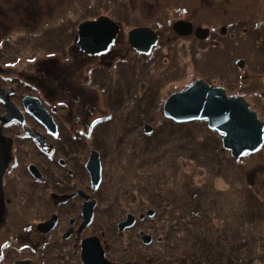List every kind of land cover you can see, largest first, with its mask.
I'll use <instances>...</instances> for the list:
<instances>
[{"label": "rangeland", "instance_id": "374dc122", "mask_svg": "<svg viewBox=\"0 0 264 264\" xmlns=\"http://www.w3.org/2000/svg\"><path fill=\"white\" fill-rule=\"evenodd\" d=\"M258 1L264 4V0ZM4 2L0 0V84L11 86L14 80L24 81L28 69L34 70L33 65L48 56H55L59 63L68 62L69 54L72 60L80 59L78 50H73L76 42L68 24L64 26L63 21H54L55 35L42 45L34 43L33 39L41 34L33 33L35 28L29 32L11 26L16 25V21L20 25L16 20L18 11L11 8L10 14H6L3 11L8 4ZM201 3H208L209 7L203 4L204 9L212 13L215 7L212 5L218 0L196 2L197 5ZM177 6V12L182 13V8ZM261 7L255 12L259 14ZM28 9L32 14L31 7ZM173 15V19L167 21L169 25L175 22L177 16ZM19 19L22 24L21 14ZM256 19L260 25L258 29L247 22H239L237 31L226 26L229 39L223 40L217 55L208 45L218 36L217 29L224 20L203 15L197 24L215 34L205 42L162 31L163 44L148 57L131 51L127 36H119L108 50L107 59L115 58L111 67L91 61L87 69L81 70L80 76H88L90 80L82 78V82L88 83L86 89L98 94L99 112H85V125L92 145L103 147L105 170L100 193L104 203L99 208L96 224L89 229L102 237L108 260L120 264L121 257L133 254L141 264H183L179 263L181 259L192 264L190 260L196 258L190 254L197 251L204 256L201 264L207 260L212 261L209 264H264V145L256 153L233 160L222 148V135L208 129L205 121L177 124L166 119L162 109L169 94L185 88L196 78L208 86L223 88L226 93L229 92L227 82L232 79L231 93H236L241 83L252 87L245 93L246 99L264 121V95L261 93H264V16ZM10 20L13 24L7 25ZM115 20L126 29L150 22L134 18L132 13L123 17L115 15ZM236 21L227 23L234 26ZM151 25L166 28L165 23L157 21ZM244 27L248 28L240 31ZM194 43L204 48L194 51ZM237 59L244 61V68L239 69L233 63ZM80 60L82 63L78 67L86 68L83 60L88 59ZM11 75L17 78L3 81L5 76ZM240 77L245 78L239 80ZM78 79L75 75L70 83L75 86ZM19 90L22 92L21 87ZM69 90L77 92L73 88ZM115 90H119L118 94ZM70 94L61 92L55 96V122L61 126L68 119L66 113L65 118H60L64 112L60 107L63 105L58 103L67 101ZM71 118L75 119L74 115ZM70 121L72 123L73 119ZM145 125L151 126L150 134L144 132ZM72 139L81 140V136L72 135ZM78 161H83L82 157ZM47 170L54 175L51 179L46 173L53 184L55 168L48 166ZM73 171L77 178L83 177L76 184L85 187V177L79 166L74 165ZM29 177L24 175L13 180L20 194L25 190L24 182L27 190L29 184L34 185ZM88 189L90 191L89 185ZM51 191L44 190L40 200L28 194L21 199L24 200L22 215L10 221L12 226L6 235L9 244L4 249L9 255L6 262L11 261L15 253L21 255L16 250L25 247L27 257H33L34 264H81L78 255L72 252L62 257V247L56 243L61 238H55V232L35 233L36 224L46 221L55 212ZM111 201H114L113 207L106 208ZM147 208L155 210V217L139 223L138 228L151 234L153 242L144 245L139 236L133 239L135 231L119 238L116 222L126 213L138 216ZM197 238H201V246ZM150 258L153 261L148 263Z\"/></svg>", "mask_w": 264, "mask_h": 264}, {"label": "flooded vegetation", "instance_id": "af4514ba", "mask_svg": "<svg viewBox=\"0 0 264 264\" xmlns=\"http://www.w3.org/2000/svg\"><path fill=\"white\" fill-rule=\"evenodd\" d=\"M196 2L197 0H90V2L88 0H5L3 4H8V6H4L5 9L3 12L10 14L9 11H11V8L18 11L16 20H19L20 25H17L16 21V25L11 26L16 27L17 30L25 29L29 30V32H32V29L35 28L36 30L33 31V33L41 35L34 38L33 42L36 43L37 41L40 45L45 43L52 34L55 35L53 30L54 21L55 23L63 21L64 26L68 24V30H70V34L74 36V40L76 42L78 27L82 22L94 21L101 16L109 17L114 20L118 26L113 45L110 48H112L118 41L117 37L124 35L128 37V32L134 28L146 27L154 30V32L159 36V41L162 40V31L168 32L169 30V32L176 35L172 28L173 23L171 25L167 23V21L173 19V16H175L173 14H176L177 16L174 17L176 18L175 21L182 20L191 23L192 31L186 37H192L194 38L192 40L196 39V42L202 43L205 42L206 39L200 40L194 34L195 29L200 26L196 21L203 17V15L209 16L216 20H224V23L217 29L219 32L218 36H215L212 30H210L208 36V38L212 35L215 36L208 46L214 50L216 55L222 47L223 40L228 38V27L226 26L231 27L232 31H237L239 30V22H247L249 26L253 28L256 27L258 29L260 28V25L256 18L259 15L264 16V4L258 0H218V3L212 5L215 6L212 8V13L209 12L210 10L208 8L204 9L205 7L203 4L206 5V7H209L208 3H201L200 5H197ZM177 5L182 8V13L180 11L177 12V10H179L177 9ZM28 7H31L32 14H30V9H28ZM258 7H261V12L259 14L255 12ZM1 13L2 12H0V14ZM130 13L133 14L134 18H138L143 21H150L149 24H136L126 29L127 27L124 25L122 26L115 20V15L123 17L124 15H128ZM20 14L21 20L23 21L22 24L19 19ZM80 17L81 19L79 20ZM8 18H10V16ZM12 20H14V18ZM76 20L78 21L76 22ZM233 20H237L234 26L228 24ZM153 21L161 22V24L165 23L166 28H155L151 25V22ZM6 24L10 25L13 23L10 20ZM247 28L248 27H244L240 29V31L243 29L245 31ZM27 35L29 34L27 33ZM163 42L160 44L162 45ZM74 45V48L76 47L73 49L74 52L75 50H78L81 54L78 57L82 60L84 58L88 59L83 60L87 63L86 68L78 67L82 61L78 58H76V60H72L73 58H70V54L68 62H60L62 65L57 59H55V56H48L35 63L33 65L34 70L28 69L27 73L24 75V81H20L19 79L14 80L17 76L11 75L5 76L3 81L14 80V85L4 86L3 84H0V95L6 92L5 98L13 105V112L16 116H18V119H7L5 117V99L0 96V264H34V258L27 257V251L24 250L25 247H22L23 249L19 248V250H16L20 252L21 255L15 253L14 257L12 256L11 261L6 262L9 258V255L4 250L6 245H9L6 235L7 231L10 230L9 226H12L10 221L13 220L15 216L22 215L21 208L24 200L21 199H23V196L28 194L31 197L36 196L38 200H40L44 190L47 191L48 189L52 190L50 192V197L55 205V212L50 215V218L55 215V226L49 231L43 232L41 231L42 224L40 223V226L39 224H36L35 233L41 232L45 235L55 232V238H61V240H56V243L62 247V257H65L64 253L67 254L72 252L74 255H78V259L81 264H83L81 260V248L83 241L92 236H96L100 241L106 257V251L101 241L102 237L96 233H91L89 229V227L93 224H96V218L99 216V208L104 203L100 193L102 191L105 170L103 162L104 151L102 145H92L93 142L91 138L88 139L89 137L86 135L87 125H85V112H99L97 107L100 106V103L97 105V92L86 89L88 87H86V84L88 83L82 82V78H85L83 81H86L88 76H80V72L83 69H87L93 62H97L103 67H111L115 58L113 59L109 57L107 59L109 51L103 55L89 56L84 54L83 51L79 49L77 42ZM193 47L195 51L196 49L203 47V45L197 46L194 43ZM128 48L133 51L132 47L128 46ZM206 50L203 51V53H205ZM124 57L125 55H123V58ZM237 60L233 63H236ZM104 62L108 65L104 64ZM243 64L242 68L245 66L244 61ZM75 75H77L79 79L77 81L78 84L73 86L70 83V80ZM241 78L244 79L245 77H240L239 80ZM64 80H68V82L65 84L63 83ZM231 82L232 79L227 82V89L229 88V92L226 93V95L228 97L239 96L247 100L245 93H248L249 89H252V87H248L244 83H241L239 84L241 87L238 88V91L236 93H231ZM19 87L22 88V92L19 90ZM70 88H73L77 92H71L69 90ZM118 91L119 90H115L114 93L118 94ZM61 92L67 94L71 93L68 96L67 101L58 103L59 105H63L60 107L64 112L62 116L60 115V118H65V113L67 114L66 119H68V121L66 124L63 123V126L55 122V96L60 95ZM261 93L264 95L263 92ZM113 96L115 95L113 94ZM71 97L76 100L72 99L69 101V98ZM28 98L37 99V102L35 100H29ZM68 102H74L77 104L79 106V110L78 108H75L74 110L73 108H67ZM247 102L249 103L248 100ZM88 103L90 104V107H88ZM27 106L28 108L35 107L44 110V112L39 115L45 121L49 119V124H44L41 120L35 117L32 112L28 111ZM80 111L83 112V114L79 115L78 113ZM73 114H75V119L71 118ZM47 115L49 116L48 118H46ZM70 119H73L72 123H70ZM72 135H80L81 140H73ZM90 147L91 150L88 151ZM93 152H96V156L98 157L101 167V180L96 188L92 186L90 173L86 166ZM81 157L83 161L79 162L78 160ZM74 165L79 166L82 170L86 181V184H84L85 187H80L76 184L82 180L83 177H76L75 172L73 171ZM48 166L55 168L56 174L55 182L53 184H51L47 179L48 177L46 173L50 175L51 179H54V175L47 170ZM35 174L40 175V177L37 178ZM24 175H29L30 181L34 183V185L29 184L28 188L30 189L27 190V183L24 182L25 190L23 194H20L21 190L13 180L21 176L23 177ZM88 185L90 187V191L88 189ZM36 186L39 188L35 189ZM105 198H108V196L106 195ZM92 201H95L93 216L90 223H87L82 213V209L84 203ZM110 204L111 206H109ZM109 205H106V208L111 209L114 205V201H111ZM148 209L149 208H147L144 212H141L138 216L134 213H126L123 219L116 222L115 225L117 228V224L125 220L127 214H131L135 218V222L132 227L125 229L122 232L118 231V237L120 238L124 234L126 235L135 231L136 236L133 235L132 238L136 239L138 236L140 238L139 231H141V229L138 228V224L144 222L146 219H152L155 217V210L152 208L150 209L154 211L153 216H147ZM71 212L74 213L73 216L71 215ZM44 235L41 236L43 237ZM8 252L12 255L11 249H9ZM196 254L197 251L196 253L194 252L190 254V256L196 258L194 260H190V263L201 264L197 259L198 254ZM152 261L153 259L150 258L148 263H151ZM181 262L183 264H187L186 260L181 259L179 263ZM211 262L212 261L207 260L206 263L203 264H209ZM115 263L118 264V262ZM119 263L141 264L137 255L133 254L131 256L124 255L121 257ZM224 264H228V262Z\"/></svg>", "mask_w": 264, "mask_h": 264}, {"label": "water", "instance_id": "95a60500", "mask_svg": "<svg viewBox=\"0 0 264 264\" xmlns=\"http://www.w3.org/2000/svg\"><path fill=\"white\" fill-rule=\"evenodd\" d=\"M172 28L179 36H187L192 31L191 23L182 20L174 22ZM117 29V24L105 16L94 21L82 22L78 27L77 35L79 49L84 54L92 56L105 54L114 42ZM194 34L199 39H205L209 35V30L197 27ZM157 41V34L150 28H134L128 32V43L137 53L146 55L151 53ZM236 64L239 68L244 65L243 60H238ZM5 93L0 95L5 99V117L18 119L13 112V105L5 98ZM27 109L44 124H49V119L45 121L39 115L44 110L35 107L28 108V106ZM162 109L164 117L175 123L205 121L208 129L222 134L223 149L229 151L230 156L236 161L246 154L259 151L264 144V122L259 120L257 113L250 109L249 104L242 97H228L223 88L208 86L202 80H195L187 88L171 93L164 100ZM48 117L47 115L46 118ZM144 132L150 134L151 126L145 125ZM86 166L91 175L92 186L96 188L101 179L100 163L96 152L92 153ZM35 176L40 177L38 174ZM94 204L95 201L84 203L82 213L87 223L92 220ZM153 213L152 209L147 210L148 216L152 217ZM134 222V216L127 214L126 219L118 223L117 229L122 232L132 227ZM54 226L55 215L41 225V230L49 231ZM139 235L143 244L149 245L152 242L151 235L143 231H139ZM104 255L96 236L83 241L81 248L83 264H116L107 260Z\"/></svg>", "mask_w": 264, "mask_h": 264}, {"label": "bare ground", "instance_id": "6f19581e", "mask_svg": "<svg viewBox=\"0 0 264 264\" xmlns=\"http://www.w3.org/2000/svg\"><path fill=\"white\" fill-rule=\"evenodd\" d=\"M152 54V52L151 53H149V55H151ZM68 104V106H67V108H70V109H72L73 108V110L75 109V108H78V110H79V106L77 105V104H75L74 102L73 103H67ZM73 115H75V114H73ZM90 116H92V115H90ZM89 116V117H90ZM88 117V118H89Z\"/></svg>", "mask_w": 264, "mask_h": 264}, {"label": "trees", "instance_id": "16d2710c", "mask_svg": "<svg viewBox=\"0 0 264 264\" xmlns=\"http://www.w3.org/2000/svg\"><path fill=\"white\" fill-rule=\"evenodd\" d=\"M197 242H200L199 244H200V246H201V238H197V240H196ZM199 248V246H197V249ZM197 255V254H196ZM204 258V256L203 255H197V259L199 260V262L201 263V261H202V259Z\"/></svg>", "mask_w": 264, "mask_h": 264}, {"label": "clouds", "instance_id": "9594fccd", "mask_svg": "<svg viewBox=\"0 0 264 264\" xmlns=\"http://www.w3.org/2000/svg\"><path fill=\"white\" fill-rule=\"evenodd\" d=\"M250 107V109H252L251 108V106H249ZM252 110H254V109H252ZM256 113H257V111L256 110H254ZM258 114V113H257ZM229 155H230V153H229ZM231 158H233L232 156H231ZM233 160H234V158H233Z\"/></svg>", "mask_w": 264, "mask_h": 264}]
</instances>
